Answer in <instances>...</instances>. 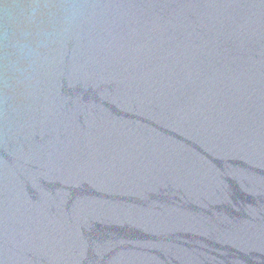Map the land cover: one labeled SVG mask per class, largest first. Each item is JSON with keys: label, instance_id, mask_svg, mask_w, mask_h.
<instances>
[{"label": "water", "instance_id": "water-1", "mask_svg": "<svg viewBox=\"0 0 264 264\" xmlns=\"http://www.w3.org/2000/svg\"><path fill=\"white\" fill-rule=\"evenodd\" d=\"M0 264H264V0H0Z\"/></svg>", "mask_w": 264, "mask_h": 264}]
</instances>
